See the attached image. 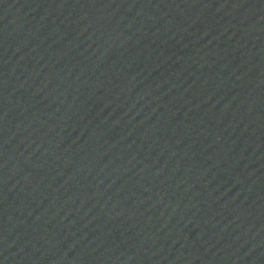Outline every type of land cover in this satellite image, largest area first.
<instances>
[{"label": "water", "instance_id": "1", "mask_svg": "<svg viewBox=\"0 0 264 264\" xmlns=\"http://www.w3.org/2000/svg\"><path fill=\"white\" fill-rule=\"evenodd\" d=\"M0 264H264V0H0Z\"/></svg>", "mask_w": 264, "mask_h": 264}]
</instances>
